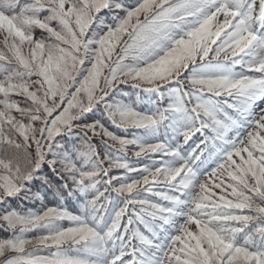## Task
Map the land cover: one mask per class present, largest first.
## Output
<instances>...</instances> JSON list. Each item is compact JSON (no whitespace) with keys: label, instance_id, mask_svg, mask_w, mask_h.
I'll return each mask as SVG.
<instances>
[{"label":"snow or ice","instance_id":"obj_1","mask_svg":"<svg viewBox=\"0 0 264 264\" xmlns=\"http://www.w3.org/2000/svg\"><path fill=\"white\" fill-rule=\"evenodd\" d=\"M0 36L2 264H264V0H0Z\"/></svg>","mask_w":264,"mask_h":264},{"label":"trees","instance_id":"obj_2","mask_svg":"<svg viewBox=\"0 0 264 264\" xmlns=\"http://www.w3.org/2000/svg\"><path fill=\"white\" fill-rule=\"evenodd\" d=\"M106 14H107V13H106V10H104V11H102V12L100 13L101 16H105ZM221 19H222V18H221ZM45 36H47V34H46V33H43L41 30H39V29H35V30H34V37H35L36 39H40V38L45 37ZM2 39H3V37L0 36V42H2ZM24 51H25V52L28 51V47H27V45H25V49H24ZM86 66H87V65H86ZM82 71H83V69H81V72H82ZM250 74H251V73H250ZM77 78L79 79L80 76L78 75ZM33 79H36V78L33 77ZM122 87H123L124 91H126V92L131 93V92L133 91V89L131 88L130 85H129V86H122ZM141 95H142V97L147 101L148 97H149L151 94H148V93H141ZM13 98L16 99V100H18V101H21V102H22V106H24V105H23V101H24V98H23V97H13ZM152 99H153V100H156L157 98H156L154 95H152ZM29 103H30V102H29ZM166 104H167V100L161 102V106H166ZM141 107H143V106H141ZM88 122L90 123L91 120H89ZM105 126L108 127V129H109L110 131H113L116 135H119V136H130L131 133H132V131H133V130H129L128 133H125V132L121 131L120 129H117V128L113 127L110 123H107V122H105ZM81 131H83V130H82V129H77V132H81ZM88 136L91 138V140H92V142L95 144V146H96L98 149H100L101 151H103L102 145H101V143H100V138H99V137H93V136L91 135V133H88ZM202 139H203L202 135H201L200 133H197L195 136H193V137L187 142L186 145H184L183 150H191L192 148H195L196 144L200 143ZM181 141H182V138H181ZM201 147H203V145H201ZM131 153H132V149L130 148V149H129V154H128V159H129V161H130V162L137 161V158L134 157V156H132ZM205 155H207V153H205ZM154 158H155V159H159L160 157H159L158 154H156V155L154 156ZM151 162H152L151 159H149V158H147V157H140V158H139V161H138V164H139V166L143 167L144 164H151ZM44 171H45L46 173H48V174L51 176V178L53 179V181L55 182V180H56L55 176H53V175L49 172V170H48L47 168H45ZM113 172H114V174H118V175H123V174H124L123 170H115V169H114ZM130 175H131V176H138L139 173H132V174H130ZM39 187H40L39 182H34L33 190L35 191V190L39 189ZM114 195H115V194H113V196H114ZM19 203H20L19 200L12 199V200H10V201L8 202L7 207H9V208H11V207H17V205H18ZM44 203H45L46 205H48V206H55V205H56V201H55V199H54L50 194H47V195H46V199H45ZM67 206L69 207V210L74 211V212L77 211V208H76L75 205L69 203V204H67ZM4 207H5L4 205H0V212H3V211H4ZM26 207H31V208H33V209H39V208L41 207V205H40L39 201H36L35 203L27 202V203H26ZM63 223H64L65 226L68 225V222H66V221L63 222ZM40 234H42V233H41L39 230H37V231H34V232H29V233H27L26 236H27V238L32 239V238H34V237H36V236H38V235H40ZM10 238H12V233H11V231L6 230V229L0 227V241H3V240H5V239H10ZM65 247H67V246H65ZM44 250H45V247H43V246H37V247H31V246H29V247L27 248V252H31V253H34V254H36V255H44V254H45ZM53 250H54V249H52V251H53ZM14 255H16V254H15V253H8V256H14ZM5 258H6V257H5ZM5 258H0V264H2L3 259H5Z\"/></svg>","mask_w":264,"mask_h":264},{"label":"rangeland","instance_id":"obj_3","mask_svg":"<svg viewBox=\"0 0 264 264\" xmlns=\"http://www.w3.org/2000/svg\"><path fill=\"white\" fill-rule=\"evenodd\" d=\"M128 154H129V153H128ZM234 159H237V160H238V158H236V157H234ZM226 182H227V178H226ZM216 191L219 192L218 189H217ZM229 191H230V189H229ZM192 230H193V231L196 230L194 225L192 226ZM51 251H52V249L45 248V250H44L45 254H44V255H48Z\"/></svg>","mask_w":264,"mask_h":264}]
</instances>
